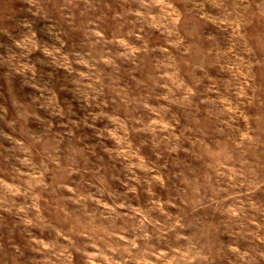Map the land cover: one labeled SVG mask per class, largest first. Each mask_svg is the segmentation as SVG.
<instances>
[{
  "label": "rangeland",
  "instance_id": "obj_1",
  "mask_svg": "<svg viewBox=\"0 0 264 264\" xmlns=\"http://www.w3.org/2000/svg\"><path fill=\"white\" fill-rule=\"evenodd\" d=\"M0 264H264V0H0Z\"/></svg>",
  "mask_w": 264,
  "mask_h": 264
}]
</instances>
